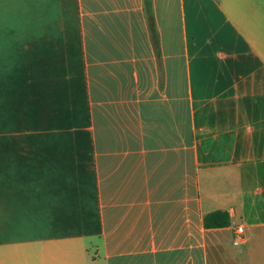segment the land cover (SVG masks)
Returning a JSON list of instances; mask_svg holds the SVG:
<instances>
[{
    "label": "crops",
    "instance_id": "1",
    "mask_svg": "<svg viewBox=\"0 0 264 264\" xmlns=\"http://www.w3.org/2000/svg\"><path fill=\"white\" fill-rule=\"evenodd\" d=\"M0 264H264V0H0Z\"/></svg>",
    "mask_w": 264,
    "mask_h": 264
},
{
    "label": "trees",
    "instance_id": "2",
    "mask_svg": "<svg viewBox=\"0 0 264 264\" xmlns=\"http://www.w3.org/2000/svg\"><path fill=\"white\" fill-rule=\"evenodd\" d=\"M206 228H222L230 225V218L227 212L216 211L207 215L204 219Z\"/></svg>",
    "mask_w": 264,
    "mask_h": 264
},
{
    "label": "built area",
    "instance_id": "3",
    "mask_svg": "<svg viewBox=\"0 0 264 264\" xmlns=\"http://www.w3.org/2000/svg\"><path fill=\"white\" fill-rule=\"evenodd\" d=\"M244 228L243 226H239L236 228L234 232V245L239 246L244 242Z\"/></svg>",
    "mask_w": 264,
    "mask_h": 264
}]
</instances>
